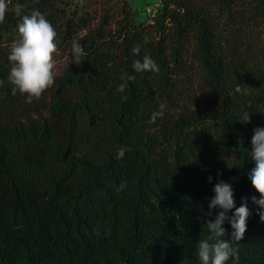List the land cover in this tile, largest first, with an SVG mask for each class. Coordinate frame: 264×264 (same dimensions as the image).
I'll use <instances>...</instances> for the list:
<instances>
[{
	"label": "trees",
	"instance_id": "obj_1",
	"mask_svg": "<svg viewBox=\"0 0 264 264\" xmlns=\"http://www.w3.org/2000/svg\"><path fill=\"white\" fill-rule=\"evenodd\" d=\"M161 1L140 26L125 6L122 20L105 14L95 25L90 9L71 0L6 14L0 264H201L198 243L218 211L207 216L220 180L252 213L233 244L239 260L227 264H264V223L251 200L259 194L248 178L254 129L264 127V0ZM33 10L55 27L59 52L77 40L85 55L77 65L71 54L54 86L27 103L11 93L8 56ZM145 55L158 73L134 70ZM245 112L250 123L240 122Z\"/></svg>",
	"mask_w": 264,
	"mask_h": 264
},
{
	"label": "clouds",
	"instance_id": "obj_2",
	"mask_svg": "<svg viewBox=\"0 0 264 264\" xmlns=\"http://www.w3.org/2000/svg\"><path fill=\"white\" fill-rule=\"evenodd\" d=\"M9 10V0H0V24L4 23L6 14ZM18 38L10 46L8 56L12 66L8 75V81L13 85L11 93L15 96L19 93L27 97V103L33 100L39 101L45 92L52 88L56 81L57 61L56 56L59 52L57 43V32L51 22L39 10H33L30 14L23 15L17 25ZM148 42V37L144 38ZM140 47L133 48L134 53H139ZM71 52L75 64H81V58L85 55L81 44L77 40L72 41ZM136 72L158 73V65L151 57L145 55L143 61L136 60L133 64ZM134 79V77H129ZM4 81L0 80V87ZM127 84H120L117 91L124 92ZM236 92L243 91L240 84L236 86ZM127 99V97H124ZM163 105L161 110L153 112L151 122L155 123L158 118H162ZM250 116L245 112L241 117V123H250ZM251 157L255 167L248 173L252 187L259 194V199L252 196L251 200L258 205L260 211L257 215L260 221L264 223V127L254 129V135L251 139ZM121 148L117 158H123L125 151ZM219 175V173H218ZM212 177H208L211 183ZM125 185L121 184L120 190ZM214 196L210 198L207 216H212V210H218L214 219L205 221L209 235L198 243L197 255L201 264H227L230 259L239 260V250L234 247V243H239L244 239L247 231V221L252 215L247 205V199L242 198V203L236 207L235 193L232 184L220 180L213 188ZM235 209L229 216V212ZM231 226L229 235L225 223ZM229 236L230 239H227Z\"/></svg>",
	"mask_w": 264,
	"mask_h": 264
},
{
	"label": "rangeland",
	"instance_id": "obj_3",
	"mask_svg": "<svg viewBox=\"0 0 264 264\" xmlns=\"http://www.w3.org/2000/svg\"><path fill=\"white\" fill-rule=\"evenodd\" d=\"M25 5H19L15 1L9 2V10L15 16L23 14L29 5L39 4L42 0H28ZM79 5H85L94 14L96 23L105 14H111L114 20H122L123 8L129 10L137 26L146 25L161 11V0H71ZM72 54L71 47L59 52L56 56L57 71L66 66Z\"/></svg>",
	"mask_w": 264,
	"mask_h": 264
}]
</instances>
